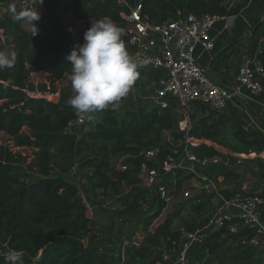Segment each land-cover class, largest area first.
Listing matches in <instances>:
<instances>
[{
	"label": "trees",
	"instance_id": "trees-1",
	"mask_svg": "<svg viewBox=\"0 0 264 264\" xmlns=\"http://www.w3.org/2000/svg\"><path fill=\"white\" fill-rule=\"evenodd\" d=\"M70 1L76 18L95 21L109 17L115 23L122 22L123 8L115 0ZM222 1L140 0V3L143 14L159 24L188 12L224 16ZM0 2L6 5V0ZM39 3L40 0L38 5L45 9L46 24L37 29L36 35L22 27L19 12L11 6L0 18L4 36L0 51L15 56L12 68L0 70V264H13V255L21 258L15 264L21 261L22 264H116L111 256L115 249L111 251L99 241V235H91L77 196L79 184L69 179L72 169L84 181L80 187L97 210H108L101 205L115 197L120 213L129 216L150 197L148 190L139 184L144 167H162L170 161L178 163L185 148L198 159L220 154L215 145L185 144L184 133L177 130L176 117L169 110L135 109L134 102L122 108V116H118L119 107L92 114L82 126L86 130L80 137L75 132H66L67 123L75 115V110L67 104L74 93L69 79L71 65L66 57L74 43H82L83 38L65 32L57 16L61 0ZM262 41L258 60L264 66V25ZM39 73L48 75L50 89L48 85L36 88L29 84L30 76ZM67 78L68 87L58 91L54 83ZM34 91L42 95L58 92L59 98L54 102L26 93ZM201 112L208 113L199 122L201 132L197 133L198 124L189 135H199L219 146H226L222 143L230 137L235 143L231 145L233 153L256 155L253 163L257 178L264 181V158L260 156L264 153V133L246 130L237 114L205 107ZM24 150L31 151L29 161L23 156ZM152 150L154 157L147 159L145 153ZM193 177L190 172L179 170L177 191ZM212 197L204 192L196 196L193 204L196 217L184 220L179 227L173 228L178 214L171 213L152 233L147 231L162 205L156 213L140 219L139 230L145 237L138 247L126 248L125 264H154L168 240L179 239L183 232L193 231L204 223V215L212 207ZM247 233L243 230L234 236L238 246L236 261L261 264L259 255L264 249L243 248L239 243ZM223 245L220 234H216L205 249L215 255Z\"/></svg>",
	"mask_w": 264,
	"mask_h": 264
},
{
	"label": "built area",
	"instance_id": "built-area-1",
	"mask_svg": "<svg viewBox=\"0 0 264 264\" xmlns=\"http://www.w3.org/2000/svg\"><path fill=\"white\" fill-rule=\"evenodd\" d=\"M226 1V4L223 2ZM39 0H6V5L0 2V18L2 13L11 6L16 9L20 16L35 14L37 10L40 20L35 21L36 28L46 24L44 12L40 11ZM122 7L120 17L122 22L116 23L123 29V40L126 48L135 61L144 68L163 69L165 74L159 76L153 87L148 92V98L154 108L169 110L176 119L177 130L184 133L185 144H198V140L191 137L190 117L195 111L197 104L214 111H226L231 104L237 107L236 100H251L243 92L245 88L250 94L264 95V66L258 58H252L242 53L237 62V81L233 87L220 86L208 75L207 68L198 62L196 50L212 51L215 45L210 32L217 21H224V29H228L234 16L228 15H197L191 12L181 15L176 20L154 23L147 15L143 14L140 0H115ZM234 0H223L222 4L228 12ZM57 16L68 34H79L83 38L94 21L90 18H76L72 13V2L61 0L57 9ZM34 31V25L27 20H22ZM71 29V31H69ZM4 41L2 30H0V42ZM57 83V82H55ZM49 88V87H47ZM31 97H45L49 100L52 93L45 92L35 94L26 92ZM58 92L55 94L57 95ZM74 95V94H73ZM168 97L176 100L172 104ZM89 116L75 111L65 131L73 133L75 129L82 127ZM210 146L208 142L204 143ZM220 155L198 159L189 153L186 148L182 159L178 163L167 162L162 167H144L140 175V186L147 189L150 197L138 209L142 217L156 213L159 205H162L154 222L148 227L149 232L155 223H161L169 216L180 203L177 198L188 200L193 196L192 190L181 186L177 191L176 174L179 170H186L194 175L192 180L199 182L196 195L201 192L217 197L218 203L212 212L206 217L204 223L193 231L186 232L179 239L168 240L160 252L154 264H209L210 254L207 249L200 260L197 255H191L195 247H203L211 236L228 229L229 233L237 234L247 231V235L240 239V245L245 247L264 249V195L252 192L251 183L248 178L240 180L233 188L229 197L222 195V187L212 176L201 170L220 165H228L231 158L236 164H242L245 160L237 157L235 153L226 152L216 148ZM155 150L145 153L147 159L154 157ZM227 158V159H224ZM121 169H125L119 164ZM76 169H72V174ZM77 196L83 207L84 217L90 224L91 235L101 237V228L97 224V207L92 203L80 187L77 185ZM110 211H115V206H109L107 202L101 205ZM158 226V225H157ZM156 226V227H157ZM144 232L139 231L130 239L122 241L112 252V259L116 264H125V250L129 247H138L144 240ZM101 239V238H100ZM99 239V241H100ZM107 247L113 249L112 239L101 241ZM259 259L264 264V253H260ZM243 264H250L244 262Z\"/></svg>",
	"mask_w": 264,
	"mask_h": 264
},
{
	"label": "crops",
	"instance_id": "crops-1",
	"mask_svg": "<svg viewBox=\"0 0 264 264\" xmlns=\"http://www.w3.org/2000/svg\"><path fill=\"white\" fill-rule=\"evenodd\" d=\"M226 4V3H225ZM262 6L264 8V0H234L231 9L226 12L228 15L232 12L234 19L231 26L228 29H223L222 25L219 23L210 32L211 37L214 39V48L212 51H203L200 49L196 50V55L198 57V62L205 66L208 71L209 77L213 79V81L220 85V86H227V87H233L237 81L236 72H237V65L236 62L239 58V56L242 53L247 54L248 56H251L252 58H258V55L260 54L261 50L263 49V41H262V30H258L255 34H252L253 31H255L259 26L253 27V24L255 22H261L264 25V12L262 14ZM43 7H40V11L44 12L42 9ZM22 27L25 28L27 31H29V27L26 23H22ZM224 27V25H223ZM237 43L228 51L226 54V57L224 60H221V57H219L213 64V70L210 72L209 70V64L211 60L218 54L221 50H223L226 46L231 44L233 41H236ZM227 65V66H226ZM140 76L139 78L143 79L144 77H150L151 81L149 83L148 92L153 87V84L157 81V78L159 76H162L165 74V70L163 69H154L151 68H144L140 67ZM156 73L159 75L157 78L153 73ZM47 76L46 74H41ZM35 75V74H32ZM37 75V74H36ZM138 78V79H139ZM49 79V77H48ZM243 92L247 94L249 97H251V100H236V103L238 104L237 107H233V105H229L227 107V110L225 113L229 115H236L238 119L242 122L244 128L248 131H260L261 133H264V95L262 94H250L245 88H243ZM133 102V101H132ZM196 110V109H195ZM196 111H194L195 113ZM193 113V114H194ZM208 113H205V116H207ZM262 158H264V153L260 155ZM227 159V158H224ZM245 162H242V164H236L235 162L231 165H220L218 167H210L205 170H201V172L204 171L205 174H209L212 176V178L217 181L220 186L222 187V195L226 196V194L231 195L232 194V188L239 182H229L226 178V175L228 173L234 175L237 174L238 171L244 166ZM250 172L251 170L256 172V165L255 163H252L249 167ZM244 179V178H243ZM242 180V179H241ZM253 184H251L252 192L264 195V181L259 180L258 178L253 179ZM191 182L193 183V187L195 190H192V194H196V188L199 187V182L197 180H189L184 182L183 187L191 186ZM212 205L210 211L207 212L204 217L206 218L210 212L215 208V206L218 203V198L212 195ZM216 200V203L215 201ZM177 202H179L181 205L185 200L182 198H177ZM179 205L176 206V211L179 207ZM132 216V215H131ZM134 217V216H133ZM196 216L192 213L191 216H189L186 220H192ZM165 219V218H164ZM163 219V220H164ZM154 222V221H153ZM97 224L100 225V228L103 230L104 233H102V236L99 238L100 241H104L107 239H112L111 235L112 232H110L109 227H105L101 225V222L99 218L97 219ZM159 225V223H155V225L151 228L152 231L156 228V226ZM140 231V230H139ZM186 232L182 233V236ZM220 238L223 240L224 245L218 250V252L215 255L210 254V262L209 264H222L221 260L218 261L219 256L221 255V250L227 247V244H233L235 246L236 240L234 236L236 234H230L228 229L222 230L220 233ZM181 236V237H182ZM214 236H211L209 240H211ZM124 241V240H123ZM122 241H119V244ZM114 245V249L116 248V245ZM230 247V246H229ZM203 249V251H202ZM115 251V250H114ZM202 251V252H201ZM205 246L203 247H195L191 251V255H199L200 256L204 253ZM234 259L235 252L233 253ZM233 257H230L232 259ZM222 259V258H221ZM228 259H224V264H229ZM198 261L195 263L197 264Z\"/></svg>",
	"mask_w": 264,
	"mask_h": 264
},
{
	"label": "clouds",
	"instance_id": "clouds-1",
	"mask_svg": "<svg viewBox=\"0 0 264 264\" xmlns=\"http://www.w3.org/2000/svg\"><path fill=\"white\" fill-rule=\"evenodd\" d=\"M42 3L43 0H40L39 4ZM19 19L32 23V35L37 34L34 24L40 20L37 10L35 14ZM122 37L123 29L111 18L105 17L91 23L83 34L82 43H74L66 57L71 65L69 79L74 93L67 104L77 113L86 114L91 119L92 114L117 109L122 99L130 94L140 76L141 65L130 56ZM14 63V55L0 51V70L10 69ZM11 260L15 264L21 258L13 255Z\"/></svg>",
	"mask_w": 264,
	"mask_h": 264
},
{
	"label": "rangeland",
	"instance_id": "rangeland-1",
	"mask_svg": "<svg viewBox=\"0 0 264 264\" xmlns=\"http://www.w3.org/2000/svg\"><path fill=\"white\" fill-rule=\"evenodd\" d=\"M225 3H227V2L224 1L223 4H225ZM42 9L45 10L44 7ZM263 12L264 11H263V6H262V14H263ZM231 16H233L232 12L230 13V17ZM238 16H236V18H238ZM219 23L222 25V28L224 29V27H223L224 21L223 20L217 21L215 26L217 24H219ZM257 26H259V30H261L262 27H263L262 21L261 22H259V21L255 22L253 24L254 28L257 27ZM152 70H154V69H152ZM153 75H155L156 78L159 76L156 73V71H155V74L153 73ZM68 80L69 79L67 78V79H65L63 81L54 83V86H56L57 90L59 91L60 89L65 88V86L68 87ZM150 81H151L150 77H144L143 79L139 78L136 81L134 87L132 88L131 92L133 93V96H134L132 101L135 104L134 105L135 109L136 108H143V109H146V110H150V109L153 108L152 103L150 102L149 99H147L148 98V87H149ZM29 84L33 85L36 88H39V87H41L43 85H46V86L48 85L49 89L51 88V86L49 85L48 77L44 76V75H40V74L31 75L30 78H29ZM67 89H69V88H67ZM34 92H35V94L41 93L39 91H34ZM72 94H73V92H72ZM58 98H59V93H57V95L53 94V96L51 98H49V100L56 102L58 100ZM168 100L172 104H176V100H174L173 98L168 97ZM125 105H126V98L122 99V101L120 102V105H119V109L120 110L118 112V116H122L123 115L122 108L125 107ZM202 107H203L202 105L197 104V107L195 108L196 112L194 114H192V116L190 117L191 126H192L191 129H190V132L192 130H194L195 126H197L198 124L200 125V127H199L197 133L199 134L201 132V124L199 122L201 121V118L203 116H205L201 112V108ZM176 120L178 122L179 119L177 118ZM85 130L86 129H84L83 127H79L77 129H75L74 132L77 133V135L80 137L82 135V133L85 132ZM192 137L194 139L198 140L199 143L208 142L210 144V146L215 145L216 148H221L224 151H226L227 153L228 152L233 153L231 145H233L235 143L230 137H228V139H226L222 143V144H225L226 146H222V145L219 146V145H217L218 143L215 144V143H213V141H211L209 139H206V138H203V137H200L199 135H197V136L195 135V136H192ZM235 154L237 155L238 158L245 160V164L238 171L237 174L232 175V174L228 173L226 175L227 180L229 182L237 183L238 181H240L243 178H248L250 183L252 185H254L253 184V182H254L253 179L257 178V174H256V172L254 173V171H252V170L250 172L249 167L253 163V160L256 159V155L254 153H250V154H247V155L238 154V153H235ZM23 156L29 161L30 160V156H31V151L30 150H24L23 151ZM119 163L120 162L117 161L118 165H119ZM232 163H234L233 160L229 159L228 165H231ZM69 179H70L71 182H73L75 184H79V185L81 184V186L84 184V181L80 180L77 175L76 176L72 175V176L69 177ZM193 183L194 182H191V184H190L191 186H188L189 185L188 184L185 187H187L188 189H191V190H195L194 187L192 186ZM124 191H125V189H124ZM198 195H196V194L193 195L191 198H189L188 200L183 202L181 205H179L177 211L176 210L173 211V213H177L178 214L176 216V218L173 220V224H172L173 228L179 227L184 220H186L189 216L192 215V213H193V204L195 202V197L198 196ZM214 201L216 203V200H214ZM105 202H107L109 204V206L110 205L111 206H115L116 210L115 211H110V210H103V209L98 208V210H97V219L99 218L102 226L109 227L110 232H112V234H110L111 237H112V241L117 247L118 244H119V241H123V240H126L128 238H131L137 232H139V229L142 227V222H139V221L143 217L140 214L139 210H137L133 214H131L132 216L131 215L125 216V215L121 214L120 213L121 208L119 206V202L117 201V199L115 197H113L112 199H110V198L106 199ZM213 205H214V203H213ZM237 247H238L237 244H235V246H233V244H230V243L227 244V247L221 250V255L219 256L220 259H218V261L221 260L222 264H224V259H228V256H229V260H228L229 264H240V262L237 263V261L234 259V256H233V253L238 251ZM113 249H114V247H113ZM111 251H112V249H111ZM230 257H233V258L230 259Z\"/></svg>",
	"mask_w": 264,
	"mask_h": 264
},
{
	"label": "water",
	"instance_id": "water-1",
	"mask_svg": "<svg viewBox=\"0 0 264 264\" xmlns=\"http://www.w3.org/2000/svg\"><path fill=\"white\" fill-rule=\"evenodd\" d=\"M263 11H264V8H263ZM237 43V40L236 41H233L231 44H229L228 46H226L223 50H221L218 54H216V56H214V58L211 60L210 64H209V70L210 72L213 70V64L214 62L219 58L221 57V60H224L225 57H226V54L228 53V51ZM134 96H133V93L130 91V94L126 97V105H125V108H127L132 100H133Z\"/></svg>",
	"mask_w": 264,
	"mask_h": 264
}]
</instances>
